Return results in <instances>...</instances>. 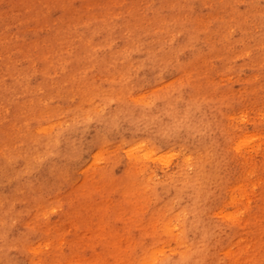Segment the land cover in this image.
<instances>
[{
	"label": "rangeland",
	"instance_id": "374dc122",
	"mask_svg": "<svg viewBox=\"0 0 264 264\" xmlns=\"http://www.w3.org/2000/svg\"><path fill=\"white\" fill-rule=\"evenodd\" d=\"M0 264H264V0H0Z\"/></svg>",
	"mask_w": 264,
	"mask_h": 264
}]
</instances>
